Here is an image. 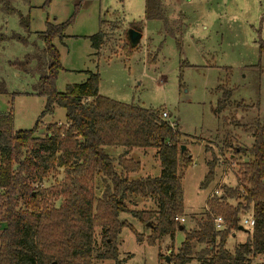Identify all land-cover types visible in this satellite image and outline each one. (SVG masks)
I'll list each match as a JSON object with an SVG mask.
<instances>
[{"label": "rangeland", "instance_id": "obj_1", "mask_svg": "<svg viewBox=\"0 0 264 264\" xmlns=\"http://www.w3.org/2000/svg\"><path fill=\"white\" fill-rule=\"evenodd\" d=\"M12 4L13 13L0 8V33L6 37L0 41V114L11 113L15 130L33 128L46 105L37 86L41 71L38 59L45 57L44 41L38 34L46 29L47 21L60 24L72 16L64 37L52 42L61 66L54 87L63 92L67 85L85 81L88 71H98L101 95L157 109L160 115L167 112L166 120L183 134L184 151L191 157L187 168L183 169L182 162L179 166L185 231L206 216L207 200L220 196L226 188L239 190L236 197L228 199L230 204L241 200L244 188L239 185L240 167L247 157L233 152L232 147L247 148L253 138L231 121L234 103L222 114L216 115L213 108L221 94L216 87L221 84L233 89V102L243 100L250 105L249 114L264 115V73L259 90H255L256 71L251 67L264 65V56L259 53V43L264 41V0H161L167 24L158 19L145 20V0H87L77 11L75 0H15ZM132 24H140L141 38L130 49L126 31ZM99 30L105 37L96 50L89 37ZM26 55L33 56L29 64L21 68L14 64ZM241 110L236 109L235 119L242 122L245 119L240 117ZM49 123L64 124L65 110L55 107L45 114L36 134L43 137ZM155 151L150 148L134 155L142 165L138 174H159ZM212 159L216 161L213 178L201 187ZM63 179V169L55 167L30 185L53 188ZM95 194L99 197L100 190ZM133 199L131 208L155 206L154 201L141 196ZM43 201L57 206L62 198L45 194ZM18 206L32 208L27 197L19 199ZM251 217L252 209L241 215L242 229L226 238L228 250L233 251L251 235L252 227L243 223ZM120 219L129 222L144 238L150 234V228L129 213L120 214ZM4 227L5 223L0 222V231ZM102 235V229L95 228L98 251L104 246ZM184 235V230H177L173 243L165 235L151 245L146 240L137 241L135 233L123 227L118 234V259L121 264H172L171 250L179 246ZM170 245L173 247L169 249ZM188 264L198 261L193 259ZM250 264H264V256Z\"/></svg>", "mask_w": 264, "mask_h": 264}, {"label": "trees", "instance_id": "obj_2", "mask_svg": "<svg viewBox=\"0 0 264 264\" xmlns=\"http://www.w3.org/2000/svg\"><path fill=\"white\" fill-rule=\"evenodd\" d=\"M13 1L0 0V8L8 14L15 12ZM85 1L75 0V11ZM161 5V0H145V20L158 19L167 24ZM71 21L72 16L60 24L47 21L46 29L38 34L44 41L45 57L38 59L41 71L37 86L38 93L46 98V105L33 128L15 130L11 113L0 114V222L5 223L0 231V264H97L106 260L121 264L118 234L123 227H129L137 241L146 240L153 245L165 235L173 242L182 226L184 239L171 250L172 264H188L193 259L198 264H250L264 254V115L249 114L250 105L231 99L232 88L217 85L221 94L214 113L222 114L234 103L236 109H242L240 117L245 121L235 119L236 109L231 121L253 138L247 148L232 147L233 152L247 157L241 164L239 178L244 194L235 205L228 199L237 196L238 187L226 188L220 196L211 197L206 203V216L197 221L196 227L185 231L179 220L184 215L179 166L182 162L183 169L187 168L191 157L186 151L181 152L183 134L163 119L157 109L99 94L98 71H88L85 81L69 84L63 92L54 87L61 66L52 42L64 37ZM139 27L140 24H132L138 31ZM13 37L20 39L15 34ZM104 37L102 30L91 35V47L99 50ZM5 38L0 33V41ZM129 48L134 47L129 44ZM259 53L264 56V41L259 43ZM32 58L26 55L14 64L21 68ZM251 67L256 71L255 90H259L264 65ZM55 107L65 110V123H49L44 136H38L41 118ZM108 147L121 151L112 156L106 150ZM146 148L156 150L160 173L131 178L141 171V164L130 152ZM215 165L212 159L201 187L212 180ZM55 167L64 172L58 186L31 187V182L41 181ZM96 190H100L99 197ZM45 194L62 201L57 206L52 201L45 204ZM136 196L154 201L155 206L131 208L129 204H135ZM23 197H27L32 208L18 206ZM249 209L254 220L251 235L230 251L225 247L226 238L240 227L241 215ZM122 213H129L147 225L150 234L144 238L129 222L120 219ZM217 216L225 223L222 230L215 228ZM97 227L103 232L104 246L100 251L95 247Z\"/></svg>", "mask_w": 264, "mask_h": 264}, {"label": "built area", "instance_id": "obj_3", "mask_svg": "<svg viewBox=\"0 0 264 264\" xmlns=\"http://www.w3.org/2000/svg\"><path fill=\"white\" fill-rule=\"evenodd\" d=\"M161 117H162L163 119H166V118L168 117L167 112H166V111H162V112H161ZM60 124H61V123H58V125H60ZM179 220H180L181 222L184 221L183 218H180ZM243 223H245V224H247L248 226H251V227H252L253 224H254L253 217H251L250 219H243ZM214 225H215V228L218 229V230H222V229H224V227H225V223H224L222 217H220V216L215 217V219H214Z\"/></svg>", "mask_w": 264, "mask_h": 264}, {"label": "water", "instance_id": "obj_4", "mask_svg": "<svg viewBox=\"0 0 264 264\" xmlns=\"http://www.w3.org/2000/svg\"><path fill=\"white\" fill-rule=\"evenodd\" d=\"M126 36H127V40L129 42L130 46L135 47L141 38V32L134 29V28H129L126 31ZM184 149H185V145H182L181 146V152H183ZM181 229H182V226L179 227V230H181ZM239 229H242V227L240 226ZM263 242H264V240H263Z\"/></svg>", "mask_w": 264, "mask_h": 264}, {"label": "crops", "instance_id": "obj_5", "mask_svg": "<svg viewBox=\"0 0 264 264\" xmlns=\"http://www.w3.org/2000/svg\"><path fill=\"white\" fill-rule=\"evenodd\" d=\"M100 94V93H99ZM147 149H150V148H146V149H133L131 152H130V156L134 159V155H137L138 153H143L144 151L146 152ZM112 156H117L121 149H116L114 147H108L106 149ZM137 157V156H136ZM137 161H139L138 159H136ZM140 162V161H139ZM159 169H160V164H159ZM141 171H142V165H141ZM159 173H160V170H159ZM147 174H145L146 176ZM139 176H143V175H140V174H135L133 177L131 176V178H136V177H139ZM184 222V221H183ZM173 243V242H171ZM172 248V245L169 246V249ZM262 256H264V254H262Z\"/></svg>", "mask_w": 264, "mask_h": 264}]
</instances>
